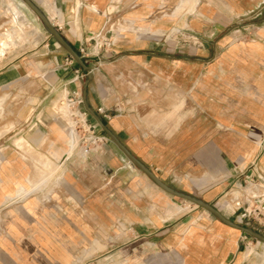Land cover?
<instances>
[{
	"label": "crops",
	"instance_id": "obj_1",
	"mask_svg": "<svg viewBox=\"0 0 264 264\" xmlns=\"http://www.w3.org/2000/svg\"><path fill=\"white\" fill-rule=\"evenodd\" d=\"M33 1L78 52L91 35L111 32V53L90 59V105L104 109L111 130L163 182L248 225L227 191L254 163L264 173V0H199L194 8L181 0ZM251 21L259 22L229 31ZM173 28L194 46L169 43ZM40 36L36 49L0 69L2 87L25 80L29 57L52 61L39 102L15 128L18 143L0 153V264H69L88 230L83 203L97 232L111 227L102 223L105 214L123 217L127 243L174 224L183 231L201 217L207 230L181 239L207 241V264H264L254 243L242 250L243 233L200 207L177 209L181 221L169 220L177 214L171 195L111 141L85 159L75 153L67 116L56 107L81 93L80 68L50 35ZM107 198L118 200L113 211L101 208Z\"/></svg>",
	"mask_w": 264,
	"mask_h": 264
},
{
	"label": "rangeland",
	"instance_id": "obj_2",
	"mask_svg": "<svg viewBox=\"0 0 264 264\" xmlns=\"http://www.w3.org/2000/svg\"><path fill=\"white\" fill-rule=\"evenodd\" d=\"M40 33L47 32L21 0H0V69L25 54L27 56L29 54L27 52L36 49L40 44ZM178 38L179 40L172 38L173 40H168V42L184 47L194 46L192 41L185 40L182 36ZM90 52H93L92 46H90ZM92 57L94 56L87 58L92 59ZM48 58L50 57L48 56ZM27 62L28 72L25 80H18L0 87V153L2 155L9 154L11 145L18 143L14 136L15 128L25 122L32 106L39 102V96L43 93L41 82L51 76L52 61L50 59L45 62L44 57H29ZM56 108L66 114L68 119L67 132L74 131V146L77 148L75 153L83 154V159L96 148L104 147L107 142L108 145L110 144L109 138L89 114H87V125H85L84 120L82 124L79 117L71 116L74 109L68 104L67 99L61 101ZM80 108H83V112L85 111L84 107L81 106ZM28 154L29 158H34L31 152ZM36 158L42 159L44 157L37 156ZM52 170L50 172L53 173ZM48 184L49 180L46 179L44 185L47 187ZM46 187L44 188L45 193L49 190ZM169 199L171 201L169 208L175 210L172 213H177L168 216L171 221L176 218L179 219L182 212L181 210L177 212V209L198 207L174 196H169ZM117 202L118 200L107 198L100 201L101 208L106 205L107 208L104 209L113 211L117 207ZM85 205L86 203H83V227L88 230H83V247H77L74 250L72 261L69 264H207L211 257V249L203 246L207 245V241L189 240L187 242L181 239L182 234L183 238L187 235L190 236L194 229L207 230V225H204L201 217H191L190 221L184 225L183 231L176 228L174 224L173 229L168 233L164 232L148 239L137 237L127 243L130 232L127 231L126 221L123 217L105 214L102 217V223L106 226L109 224L111 227L106 228L104 226L106 230L97 232L93 229L96 217L86 212ZM205 213L209 215V212ZM197 220L200 221L196 222ZM247 226L257 225L255 221L250 220ZM242 235L244 239L242 240V250L248 249L247 247H250L249 242H252L255 246L251 247L261 257H264V243L258 242L250 236L244 238V234ZM218 257L220 258L221 255Z\"/></svg>",
	"mask_w": 264,
	"mask_h": 264
},
{
	"label": "water",
	"instance_id": "obj_3",
	"mask_svg": "<svg viewBox=\"0 0 264 264\" xmlns=\"http://www.w3.org/2000/svg\"><path fill=\"white\" fill-rule=\"evenodd\" d=\"M21 1L36 16V18L42 24L46 32L59 44L60 47H62L67 52L68 56L77 63L82 74V78L79 81L81 83V99L84 110L87 114L90 115V117L95 121L96 125L100 127V129L109 138V140L123 153V155L126 157V159L131 165L140 170L157 187H159L169 195L195 204L196 206L208 211L222 224L232 229L238 230L241 233L246 234L261 243H264L263 233L259 232L253 227L240 224L227 218L215 205L208 203L191 194L179 191L173 188L172 186L168 185L167 183L163 182L147 165H145L133 153H131V151L122 143V141L111 130V128L104 122L103 117H101V115L90 105L88 98V88L90 82L94 78V75L92 73V67L90 65L91 60L81 55L76 49L73 48V46L67 41L63 34L58 30V28L51 22L45 12L33 0ZM258 22L259 21H251L243 24H236L230 27L229 31L235 27L253 25Z\"/></svg>",
	"mask_w": 264,
	"mask_h": 264
},
{
	"label": "built area",
	"instance_id": "obj_4",
	"mask_svg": "<svg viewBox=\"0 0 264 264\" xmlns=\"http://www.w3.org/2000/svg\"><path fill=\"white\" fill-rule=\"evenodd\" d=\"M171 34L175 40H179L178 37L180 36L183 37L182 30L179 28H173ZM114 44L115 40L111 32L105 31L91 35L90 39H86L79 53L85 57L110 54ZM90 46H92L93 54L90 52ZM81 78L82 74L78 69L76 70V79L80 80ZM68 104L74 109L71 116L79 117L82 124L84 120L85 125H87V113L86 111L83 112V108H80L83 107L81 93H73ZM97 112L104 117L107 116L103 108H99ZM227 195L230 197L234 213H237L243 220H252L264 226V173L256 163L252 165L249 172L241 171L238 174L237 179L227 191Z\"/></svg>",
	"mask_w": 264,
	"mask_h": 264
},
{
	"label": "bare ground",
	"instance_id": "obj_5",
	"mask_svg": "<svg viewBox=\"0 0 264 264\" xmlns=\"http://www.w3.org/2000/svg\"><path fill=\"white\" fill-rule=\"evenodd\" d=\"M198 1L199 0H181V6L188 4L190 7L194 8V6L198 3ZM69 135H70L69 137H70L71 146L74 147V143H75L74 131H72L71 134Z\"/></svg>",
	"mask_w": 264,
	"mask_h": 264
},
{
	"label": "trees",
	"instance_id": "obj_6",
	"mask_svg": "<svg viewBox=\"0 0 264 264\" xmlns=\"http://www.w3.org/2000/svg\"><path fill=\"white\" fill-rule=\"evenodd\" d=\"M103 120H104V122L107 124L106 120H105V119H103Z\"/></svg>",
	"mask_w": 264,
	"mask_h": 264
}]
</instances>
